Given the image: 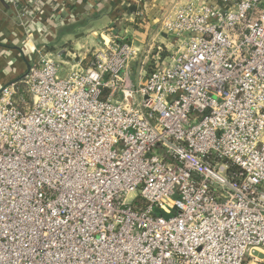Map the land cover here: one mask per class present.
<instances>
[{"label":"built area","instance_id":"obj_1","mask_svg":"<svg viewBox=\"0 0 264 264\" xmlns=\"http://www.w3.org/2000/svg\"><path fill=\"white\" fill-rule=\"evenodd\" d=\"M7 1L24 26L50 8ZM159 27L144 54L33 45L0 88V264H264V0L175 3Z\"/></svg>","mask_w":264,"mask_h":264},{"label":"crops","instance_id":"obj_2","mask_svg":"<svg viewBox=\"0 0 264 264\" xmlns=\"http://www.w3.org/2000/svg\"><path fill=\"white\" fill-rule=\"evenodd\" d=\"M42 1L50 7L43 18L25 17L24 26L14 7L0 0V88L26 73L33 45L81 57L116 34L139 45L144 54L168 41L159 27L163 10L188 0H144V17L138 24L132 19L135 0ZM56 9L60 21L54 20Z\"/></svg>","mask_w":264,"mask_h":264},{"label":"trees","instance_id":"obj_3","mask_svg":"<svg viewBox=\"0 0 264 264\" xmlns=\"http://www.w3.org/2000/svg\"><path fill=\"white\" fill-rule=\"evenodd\" d=\"M22 87H21V93H22V96L25 98V99H27V100H29V96H28V94H27V91L24 89V86L23 85H21Z\"/></svg>","mask_w":264,"mask_h":264},{"label":"rangeland","instance_id":"obj_4","mask_svg":"<svg viewBox=\"0 0 264 264\" xmlns=\"http://www.w3.org/2000/svg\"><path fill=\"white\" fill-rule=\"evenodd\" d=\"M164 49V48H163ZM167 53V52H166ZM152 67H153V65H152Z\"/></svg>","mask_w":264,"mask_h":264},{"label":"water","instance_id":"obj_5","mask_svg":"<svg viewBox=\"0 0 264 264\" xmlns=\"http://www.w3.org/2000/svg\"><path fill=\"white\" fill-rule=\"evenodd\" d=\"M4 1V0H3Z\"/></svg>","mask_w":264,"mask_h":264}]
</instances>
